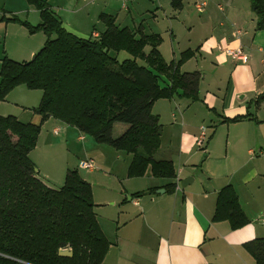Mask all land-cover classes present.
<instances>
[{"label":"trees","instance_id":"trees-1","mask_svg":"<svg viewBox=\"0 0 264 264\" xmlns=\"http://www.w3.org/2000/svg\"><path fill=\"white\" fill-rule=\"evenodd\" d=\"M28 1L40 14V21L29 30H42L46 40L28 61L1 58L0 99L17 85L40 90L33 109L40 120L22 122L0 114V264H100L110 242L94 212L90 183L77 170L67 169L63 185L48 186L38 178L29 157L42 121L55 117L98 143L125 150L131 155L127 176H143L149 169L152 176L166 178L170 190L176 177L172 161L153 157L160 145L161 123L152 105L179 94L178 90L180 96L194 100L200 73L179 70L190 51L176 62H165L157 49L159 37L120 28L110 15H100L105 29L97 37L82 38L62 25L45 0ZM249 2L255 29H264V0ZM145 45L151 46L148 53L143 52ZM119 51L130 58L119 61ZM263 100L264 92L255 102ZM116 122L127 128L114 137ZM219 220L227 221L231 229L248 222L230 184L216 194L212 221ZM243 247L255 264H264V237ZM60 248L72 249V256H59Z\"/></svg>","mask_w":264,"mask_h":264},{"label":"crops","instance_id":"crops-1","mask_svg":"<svg viewBox=\"0 0 264 264\" xmlns=\"http://www.w3.org/2000/svg\"><path fill=\"white\" fill-rule=\"evenodd\" d=\"M47 1L52 8L54 4ZM199 1L202 0H162L163 6L173 9L174 18L180 16L190 30L200 29L197 38L190 41L187 48L180 50L179 57L169 61L176 62L183 52L190 51L191 55L179 66L180 71L197 70L201 78L205 67L211 64L214 68L211 82L201 88V82L198 81V92L194 100L180 96V90L179 94L165 99L167 114L173 119L171 123H180L181 127L177 145L166 149L170 154L164 158L172 161L176 172L173 179L175 185L168 190V180L152 176L149 169L143 176H125L120 180L124 187L119 191L120 197L112 200V203L121 200L125 202L118 206L115 220H112V232L97 217L110 242L100 264H255L243 243L256 237H264L260 236L261 227L257 223L258 219L261 222L264 218L259 216L264 212L263 184L253 185L258 175L254 165L256 158L251 157L256 136L244 129L228 131L225 147L220 151L216 146L215 136L211 139L212 132L205 142V149L198 153L199 149L194 147L200 126L186 130L187 126L183 125L182 117L190 112L194 115L203 113L205 108L207 115L216 114L220 123L227 126L248 124L249 127L258 119L259 116L250 112V108L264 103V100L258 104L255 102L256 97L264 92V29H255L256 16L251 10L249 0H206L201 11L195 7V3ZM118 2L120 8L116 12L102 11L98 14L99 18L101 14H107L120 28L127 27L132 31L156 35L160 38L157 49L163 60L169 62L160 51L163 43L160 33L147 32L142 22H137V18L131 13H123L122 1ZM158 3L162 8L160 2ZM193 10L204 13L205 16L197 18ZM61 21L68 31L82 38L97 37L105 29L102 21L103 30L88 34L69 22ZM237 30L241 33L236 34ZM174 35L172 27L171 36ZM146 46L150 50L151 46L144 47ZM237 47L242 49L245 60L233 58L225 52L226 48ZM197 58L202 59L199 61ZM206 59L211 63H207ZM187 64L194 68H185ZM154 114L158 115L159 120L162 117V112ZM235 116L241 118L226 121L227 118ZM178 117L181 118L179 123ZM39 120L40 116L36 114L35 123ZM66 128L67 133L72 130L68 126ZM53 129L55 131L57 128ZM76 130V139L85 141L84 135ZM257 143L258 146L261 145L260 140ZM86 144L91 145L90 141H85L84 146ZM97 153L90 148L85 151V157L92 160L94 157L99 158L101 153ZM242 153L247 158L238 161L236 156ZM199 154L204 157L201 162H198ZM186 165L190 167L186 168ZM176 181H182L184 185L176 187ZM227 184L233 186L240 206L248 218L245 225L236 229H231L225 220L212 221L216 194ZM135 192L140 194L133 196Z\"/></svg>","mask_w":264,"mask_h":264},{"label":"rangeland","instance_id":"rangeland-1","mask_svg":"<svg viewBox=\"0 0 264 264\" xmlns=\"http://www.w3.org/2000/svg\"><path fill=\"white\" fill-rule=\"evenodd\" d=\"M46 2L50 7L49 2L47 0ZM158 2H160L162 8L159 7ZM50 3L54 4L50 9L61 20L69 22L73 26L80 28L83 32H88V34L96 30H103L104 24L98 15L100 12L114 13L120 8L118 0H50ZM189 4H192L193 7L192 2ZM126 6L128 9L122 8L124 14L126 12L131 13L133 17L137 18V22H142L147 32L154 31L160 33L163 38L160 51L166 61L174 57L178 58L180 50L185 49V47L187 48L189 43H191L190 41L196 39L200 33V29L192 28L190 30L181 21L180 16L174 18L173 9L166 5L163 6L162 0H128ZM193 13L197 18L205 16L204 13H198L194 10ZM39 21V10L32 2L28 0H0V61L4 55L20 62L28 61L33 57L34 53L44 45L46 40V35L42 30L34 32H30L29 30L30 26L36 25ZM172 27L174 29V37L171 36ZM144 51L145 53L148 52L149 47H144ZM116 57L121 61L125 58H130V55L125 51H119L116 53ZM197 59L200 61L202 58ZM136 60L139 64H145L141 58H137ZM205 61L209 64L211 63L207 59ZM187 65L185 68H194ZM189 70L192 71L193 69ZM213 74L214 68L211 64L205 67L199 79L201 88L212 81ZM40 96L41 92L38 89H28L24 85H17L10 89L4 98L0 99V114L15 116L22 122L35 123L36 114L33 109L38 105ZM160 99L154 101L155 103L151 109L152 113L162 112V117L159 120L161 123V141L159 149L153 155L155 159L167 158L169 156L170 151L167 153L166 149L177 145V138L181 132L179 125L181 118L178 117L179 124L174 121V123H171L172 117H169L167 114V100H165L166 98ZM202 111L203 113L199 112L197 115L190 112L186 117H182L183 125L187 126L185 127L186 130L203 126L206 129L207 141L209 135L213 132L211 139L215 136L216 146L220 151L225 147L228 131L244 129L251 131L256 136L253 142L255 146L252 147L253 154L251 157L256 158L254 165L257 168L258 175L253 185L256 186L261 183L264 189V103L261 106L255 107L253 105L250 108V112L254 115L257 114L259 117L249 127L247 126L248 124H231L230 126L221 124L216 114L207 115L205 108ZM67 126L69 129H72L68 133ZM55 127L57 129L54 131L53 128ZM126 127V123H114L112 136L116 137L120 135ZM76 131L75 127L55 117L46 118L41 123L36 144L29 152V157L38 170V178L48 186L54 188L63 185L67 169L77 170L80 177L91 184L92 200L95 203L94 212L106 229L112 232L114 228L113 221L117 215L118 206L125 202L120 199L121 201L112 203V200L120 197L119 191L124 187L120 180H123L122 178H125V176L127 177L131 155L123 149L117 150L107 144L98 143L91 135L80 132L84 135L85 141H90L91 143V145L86 144L84 146L85 141H78L76 139V135H74ZM258 140H260V146H258ZM90 148H93L95 154L97 152L101 153L99 158L94 157L93 162L97 167L91 172L78 166L80 160L87 159L85 151ZM194 148H197V146ZM197 151L198 153L202 152L201 150ZM201 155H196L199 158V160L197 159L198 162H201V159L204 158ZM246 158V154L243 153L239 154L238 157L236 156L238 161L242 159L246 160ZM189 167V165H186V168ZM121 195L123 198V192ZM260 215L264 216V212ZM255 220H257L256 217ZM257 223L261 227L259 231L260 236H264V224L259 219Z\"/></svg>","mask_w":264,"mask_h":264},{"label":"built area","instance_id":"built-area-1","mask_svg":"<svg viewBox=\"0 0 264 264\" xmlns=\"http://www.w3.org/2000/svg\"><path fill=\"white\" fill-rule=\"evenodd\" d=\"M121 1H122V7L126 8L127 7L126 3L128 0H121ZM205 4H206V0H202V1L195 3V7L197 8V10L201 11ZM235 33L240 34L241 32L239 30H237ZM225 52L233 58H238V59H243V60L246 59V57L243 55L242 49L240 47L233 48V49H230V48L227 49L226 48ZM206 140H207L206 129L203 126H200L198 128V134H197L196 140H195V144L199 150L205 149ZM78 166H79V168L87 170V171L93 170L95 168L94 162L90 158L80 160L78 163ZM178 185H179V182L176 181V187H178ZM261 222L264 224V218L261 219Z\"/></svg>","mask_w":264,"mask_h":264},{"label":"water","instance_id":"water-1","mask_svg":"<svg viewBox=\"0 0 264 264\" xmlns=\"http://www.w3.org/2000/svg\"><path fill=\"white\" fill-rule=\"evenodd\" d=\"M179 185L180 186H183L184 185V182H182V181L179 182ZM162 191H163V189H161V192ZM58 255L59 256H65V257H70V256H72V249H70V248H60L58 250Z\"/></svg>","mask_w":264,"mask_h":264}]
</instances>
